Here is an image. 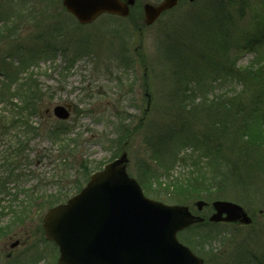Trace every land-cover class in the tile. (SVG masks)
<instances>
[{"label":"rangeland","instance_id":"374dc122","mask_svg":"<svg viewBox=\"0 0 264 264\" xmlns=\"http://www.w3.org/2000/svg\"><path fill=\"white\" fill-rule=\"evenodd\" d=\"M58 1L0 0V114L22 112L25 122L0 135V228L8 229L0 232V264H57L58 247L43 234L47 201L65 202L124 152L148 197L189 205L206 218L178 234L203 264H264V172L245 187L199 182L204 190L186 196L176 189L198 163L210 169L208 179L212 161L223 170L235 163L240 175L256 163L241 144L216 150L215 137L206 135L215 115L225 113L223 104H211L216 97L264 100L263 80L258 88L243 75L264 56V0H181L146 27L144 3L161 0H136L130 17L103 15L90 25ZM8 77L18 81L10 86ZM29 95L35 107L22 106ZM59 104L72 105L68 119L53 113ZM57 126L60 140L51 133ZM174 126L185 127V135L162 139ZM216 199L242 205L252 221L210 223ZM198 200L208 205L199 210Z\"/></svg>","mask_w":264,"mask_h":264},{"label":"water","instance_id":"95a60500","mask_svg":"<svg viewBox=\"0 0 264 264\" xmlns=\"http://www.w3.org/2000/svg\"><path fill=\"white\" fill-rule=\"evenodd\" d=\"M179 1L145 3V24H153ZM135 2L63 0L81 24L92 23L104 13L129 16ZM54 112L63 119L70 115L60 105ZM128 162V154L122 153L93 173L80 193L47 211L44 233L59 245L57 264H203L202 258L178 240L177 233L204 218L194 215L187 205H169L146 197L128 173ZM196 205L202 209L206 202L199 200ZM212 205L215 212L210 221L251 222L236 202L215 200Z\"/></svg>","mask_w":264,"mask_h":264},{"label":"trees","instance_id":"16d2710c","mask_svg":"<svg viewBox=\"0 0 264 264\" xmlns=\"http://www.w3.org/2000/svg\"><path fill=\"white\" fill-rule=\"evenodd\" d=\"M47 1L50 5H57L58 0H44ZM47 3V4H48ZM134 9V8H133ZM1 18V17H0ZM5 23V27L7 28L9 26V20L3 19ZM14 20V18H13ZM264 30V28H263ZM4 31V30H3ZM261 42L264 39V33L261 36ZM264 56H260L258 63H253L250 66L245 67V71H243V75L245 72H248L252 76L253 81L258 85H261V81L263 80L262 86L264 85V62H263ZM186 64L187 61L185 60ZM223 64V62H222ZM189 65V64H188ZM228 72H233V69H228ZM226 72V74H228ZM238 74H241V71L238 72ZM195 81V83L199 80L193 79L192 83ZM191 83V81L189 82ZM11 86V84H9ZM258 85V88H261ZM196 87V85H195ZM213 90L208 89V91L205 93L206 95L209 93H212ZM180 93V92H178ZM185 94V92H183ZM30 96H25V99H28ZM180 100H185L184 96H180ZM252 102L250 104H247L248 100H245V93L243 94L242 98L236 96L228 97L226 95H221L216 97V101H211V104H215L214 102H218L223 104L220 105L218 109H225V113H220L218 116L215 115V118L217 122L213 127L208 128V134L206 135V139H211L212 136L215 137L217 141V149L221 147L226 148H237L238 144H241V150L242 152L247 156H252L255 159V165H251V162L245 166V175H240L238 173L239 168L236 167L235 163L229 162L227 169H221L220 168V161H210L211 165H215V168L210 173V179L208 176V173L210 172V169L206 165H203L202 163L195 164L196 167L193 168L190 175H188L186 178H180V182L177 185L176 189L178 190V196H186L188 193H191V191H197V190H204L201 189L198 185L199 182L208 184V187L212 188L213 185L212 182H218L220 185L223 184L224 187L227 185L233 184H240L238 186H243L245 181L260 182V179H257L259 177L258 174L261 172H264V100L259 98L255 99V95L252 96ZM192 102L194 99H191ZM183 102V101H182ZM210 104V103H208ZM34 106L31 102L28 104H25L23 106ZM193 105V104H192ZM22 109L23 107H19ZM28 109V108H23ZM30 109V112L32 113L34 110ZM13 113H15L12 110ZM10 113V112H9ZM11 116L2 115L0 114V135L6 134V129H9L11 127H15L19 122L25 125V122L22 121V112L19 114H10ZM235 118V121L231 120V117ZM6 119V120H5ZM230 119V121H229ZM3 121V122H2ZM2 122V124H1ZM173 131L168 134V132L165 134V136L162 137V139L166 137H173L175 135H185V127L181 126H174ZM51 133L54 138H57L60 140V138L64 137V131L59 127H53L51 129ZM51 135V136H52ZM225 137V139H223ZM228 139V140H226ZM227 143V144H226ZM21 146H23L22 143H19L18 149H21ZM210 148V149H209ZM214 149L209 147L206 149L208 154L212 152ZM207 159H209L208 156H205ZM243 158V157H242ZM10 163H7V166H9ZM243 167V166H242ZM255 169L257 170V174L253 175L251 171L255 172ZM256 173V172H255ZM208 182V183H207ZM176 184V183H175ZM2 187H5V182L2 181L0 184ZM219 185V186H220ZM225 189V188H224ZM205 191H212L214 192L218 197L221 196V194L216 193L213 189H207ZM217 191H221L220 187L217 188ZM51 200L47 201L48 206H52L55 203H58V198L51 196ZM34 203V202H33ZM36 204V203H34ZM30 206H32V201L30 203ZM27 206L23 205V208H26ZM21 215V213H20ZM8 229L0 228V232L5 233Z\"/></svg>","mask_w":264,"mask_h":264}]
</instances>
